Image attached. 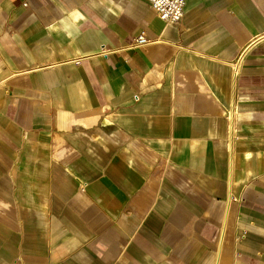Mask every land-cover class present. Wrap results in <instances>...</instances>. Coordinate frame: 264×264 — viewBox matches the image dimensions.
Instances as JSON below:
<instances>
[{
  "label": "crops",
  "instance_id": "crops-1",
  "mask_svg": "<svg viewBox=\"0 0 264 264\" xmlns=\"http://www.w3.org/2000/svg\"><path fill=\"white\" fill-rule=\"evenodd\" d=\"M0 264H264V0H0Z\"/></svg>",
  "mask_w": 264,
  "mask_h": 264
},
{
  "label": "built area",
  "instance_id": "built-area-1",
  "mask_svg": "<svg viewBox=\"0 0 264 264\" xmlns=\"http://www.w3.org/2000/svg\"><path fill=\"white\" fill-rule=\"evenodd\" d=\"M156 15L166 24H175L182 20L188 0H148ZM150 41L141 33L135 40L134 47H141Z\"/></svg>",
  "mask_w": 264,
  "mask_h": 264
}]
</instances>
